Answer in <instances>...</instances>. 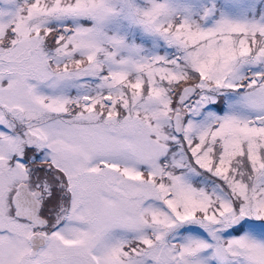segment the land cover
<instances>
[{"label": "snow or ice", "instance_id": "obj_1", "mask_svg": "<svg viewBox=\"0 0 264 264\" xmlns=\"http://www.w3.org/2000/svg\"><path fill=\"white\" fill-rule=\"evenodd\" d=\"M0 264H264V0H0Z\"/></svg>", "mask_w": 264, "mask_h": 264}]
</instances>
